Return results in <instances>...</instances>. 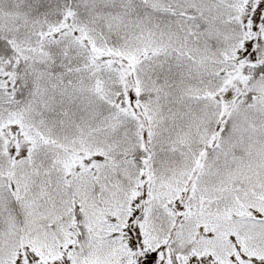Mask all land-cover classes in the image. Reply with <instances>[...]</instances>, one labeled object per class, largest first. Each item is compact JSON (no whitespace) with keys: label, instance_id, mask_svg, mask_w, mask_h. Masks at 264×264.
Returning a JSON list of instances; mask_svg holds the SVG:
<instances>
[{"label":"snow or ice","instance_id":"1","mask_svg":"<svg viewBox=\"0 0 264 264\" xmlns=\"http://www.w3.org/2000/svg\"><path fill=\"white\" fill-rule=\"evenodd\" d=\"M0 264H264V0H0Z\"/></svg>","mask_w":264,"mask_h":264}]
</instances>
